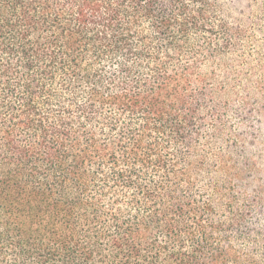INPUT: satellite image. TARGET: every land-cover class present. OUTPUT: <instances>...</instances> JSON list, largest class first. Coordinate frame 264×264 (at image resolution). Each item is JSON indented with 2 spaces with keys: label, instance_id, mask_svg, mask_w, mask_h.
Masks as SVG:
<instances>
[{
  "label": "trees",
  "instance_id": "16d2710c",
  "mask_svg": "<svg viewBox=\"0 0 264 264\" xmlns=\"http://www.w3.org/2000/svg\"><path fill=\"white\" fill-rule=\"evenodd\" d=\"M0 264H264V0H0Z\"/></svg>",
  "mask_w": 264,
  "mask_h": 264
}]
</instances>
